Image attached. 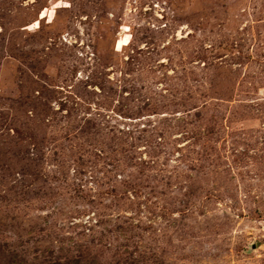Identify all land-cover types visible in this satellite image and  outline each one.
<instances>
[{"label": "rangeland", "instance_id": "obj_1", "mask_svg": "<svg viewBox=\"0 0 264 264\" xmlns=\"http://www.w3.org/2000/svg\"><path fill=\"white\" fill-rule=\"evenodd\" d=\"M0 264H264V0H0Z\"/></svg>", "mask_w": 264, "mask_h": 264}]
</instances>
